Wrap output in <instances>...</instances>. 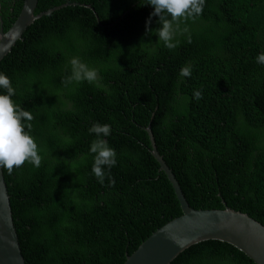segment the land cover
I'll use <instances>...</instances> for the list:
<instances>
[{"label": "trees", "instance_id": "obj_1", "mask_svg": "<svg viewBox=\"0 0 264 264\" xmlns=\"http://www.w3.org/2000/svg\"><path fill=\"white\" fill-rule=\"evenodd\" d=\"M24 2L0 0L4 32ZM146 3L39 0L36 15L59 9L30 26L0 63L11 99L33 117L41 156L39 167L3 169L27 264H124L182 215L152 155L149 125L192 208L228 207L264 226V65L256 62L264 0H204L199 15L173 23V49L158 43L159 17L146 27ZM73 57L97 69L99 86L65 85ZM184 66L191 74L180 78ZM93 123L111 126L105 139L116 152L103 185L91 171ZM170 264L255 263L210 240Z\"/></svg>", "mask_w": 264, "mask_h": 264}, {"label": "water", "instance_id": "obj_2", "mask_svg": "<svg viewBox=\"0 0 264 264\" xmlns=\"http://www.w3.org/2000/svg\"><path fill=\"white\" fill-rule=\"evenodd\" d=\"M38 3L39 0H25L19 17L7 32H4L0 22V63L30 26L59 9L57 7L36 15ZM86 7L92 9L89 5ZM146 130L150 136L152 155L170 181L182 215L155 231L127 257L124 264H170L188 248L210 240L232 245L255 264H264V226L247 214L228 207L222 210L192 208L174 173L158 153L151 126ZM0 264H27L15 228L3 169H0Z\"/></svg>", "mask_w": 264, "mask_h": 264}, {"label": "clouds", "instance_id": "obj_3", "mask_svg": "<svg viewBox=\"0 0 264 264\" xmlns=\"http://www.w3.org/2000/svg\"><path fill=\"white\" fill-rule=\"evenodd\" d=\"M146 5L153 9L151 17H159L161 27L155 30L158 43L162 42L168 49L177 46L178 41L174 39L173 23L186 18H192L202 12L204 0H147ZM186 31V29H185ZM256 62L264 65V53L256 57ZM70 75L67 76L65 85L72 83L86 82L99 86L98 71L83 63L78 57L69 60ZM191 74L190 66H184L178 73L180 78L188 77ZM0 169H6L12 174L14 168L18 169L25 163L33 167H39L41 156L38 145L30 135L31 121L33 119L29 111L23 110L11 99L15 95V89L11 85L9 77L0 72ZM200 92H193L194 98L200 97ZM88 133L94 135L89 146V153L92 154L91 171L98 183L104 184L106 171H110L117 163L116 152L111 148L105 139L111 134L109 124L93 123L88 128ZM109 183H114L109 177Z\"/></svg>", "mask_w": 264, "mask_h": 264}, {"label": "rangeland", "instance_id": "obj_4", "mask_svg": "<svg viewBox=\"0 0 264 264\" xmlns=\"http://www.w3.org/2000/svg\"><path fill=\"white\" fill-rule=\"evenodd\" d=\"M260 28L263 29L262 25H260ZM261 35L264 36V31L261 32Z\"/></svg>", "mask_w": 264, "mask_h": 264}]
</instances>
